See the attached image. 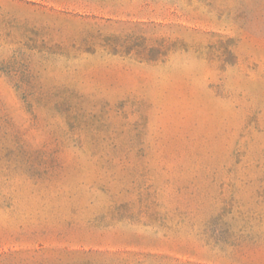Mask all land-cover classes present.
I'll list each match as a JSON object with an SVG mask.
<instances>
[{"label": "rangeland", "instance_id": "rangeland-1", "mask_svg": "<svg viewBox=\"0 0 264 264\" xmlns=\"http://www.w3.org/2000/svg\"><path fill=\"white\" fill-rule=\"evenodd\" d=\"M0 264H264V0H0Z\"/></svg>", "mask_w": 264, "mask_h": 264}, {"label": "trees", "instance_id": "trees-1", "mask_svg": "<svg viewBox=\"0 0 264 264\" xmlns=\"http://www.w3.org/2000/svg\"><path fill=\"white\" fill-rule=\"evenodd\" d=\"M156 47L151 48L150 52H153ZM159 49V48H156ZM8 70L6 73L10 76V78L14 81L15 85L21 89L22 91L26 93H34L36 82L34 81V78L31 77V75L22 69L20 70H13L12 68H7Z\"/></svg>", "mask_w": 264, "mask_h": 264}]
</instances>
